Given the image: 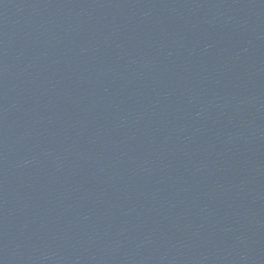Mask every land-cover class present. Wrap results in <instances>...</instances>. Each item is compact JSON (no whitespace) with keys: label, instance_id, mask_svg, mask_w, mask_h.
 <instances>
[{"label":"water","instance_id":"water-1","mask_svg":"<svg viewBox=\"0 0 264 264\" xmlns=\"http://www.w3.org/2000/svg\"><path fill=\"white\" fill-rule=\"evenodd\" d=\"M0 264H264V0H0Z\"/></svg>","mask_w":264,"mask_h":264}]
</instances>
